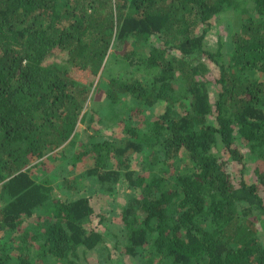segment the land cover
Segmentation results:
<instances>
[{
    "label": "trees",
    "instance_id": "obj_1",
    "mask_svg": "<svg viewBox=\"0 0 264 264\" xmlns=\"http://www.w3.org/2000/svg\"><path fill=\"white\" fill-rule=\"evenodd\" d=\"M237 143L264 163V0H0V264H264ZM119 185L113 231L92 197Z\"/></svg>",
    "mask_w": 264,
    "mask_h": 264
},
{
    "label": "rangeland",
    "instance_id": "obj_2",
    "mask_svg": "<svg viewBox=\"0 0 264 264\" xmlns=\"http://www.w3.org/2000/svg\"><path fill=\"white\" fill-rule=\"evenodd\" d=\"M231 13H227V15L222 17V20L220 22H213V34H222L225 36V38L227 37V35H229L231 33V28L229 27V21L228 18L231 16ZM249 17V16H247ZM210 43V42H209ZM211 44V43H210ZM102 93H100V95H98L96 97V103H98V107H104V102L102 100L103 98ZM155 110V114H160V112H163V108L158 107V108H154ZM183 112V110H179V112ZM96 128L98 129H102V127L100 125H96ZM121 137L122 136V128L120 126H117L115 124L108 125V127H106V129H102L101 135L100 137H98L100 140H104V139H113L115 137ZM237 148L245 155V165L247 166V169L245 171V177L248 181H252L254 180L255 176H254V171L256 169H259L260 172L264 171V163H260L257 161V159L253 156L249 157L250 153L249 150L247 148V146L245 145H241L239 143L236 144ZM77 152H80L79 148H76ZM150 151V150H149ZM223 155H225L224 158L228 157V154L226 151H224L222 149L221 152ZM144 162V157L142 158L141 155H135L132 159V168L134 170H137L138 172H140V174H144V175H148L147 172V166H145L143 164ZM92 161L88 160L84 163H78V165L76 166L75 169H73L74 171H78L77 174H81V172H84L88 167L91 166ZM232 165H229L230 167V171L235 173L236 176H240V169L243 167L242 165H237L235 163H231ZM46 167V166H45ZM72 165L67 163L63 165V174L64 176H67L68 178L71 177L72 175ZM43 169V168H42ZM60 170L55 171V174H59ZM55 180V185H57V188L59 189H55L54 195L56 197H62L64 198V194H62V190L64 191V188L59 185V179H53ZM83 180L82 178L80 179V183H82ZM84 183H86L88 187H86V189L84 190V193L88 196L91 195V184L94 183L93 179H89V181L86 179L84 181ZM61 186V187H58ZM105 193L102 192L99 195H95L94 197H92V203L95 207V216L98 214H104L105 216V220L108 222V225L110 226V228L113 231H117L121 226H122V219H121V215H122V210L123 207L126 204V200H128V198L130 196H138V190H134V189H130L129 187H126L125 185H119L118 187H116V192L111 193L110 195H104ZM264 194V193H263ZM29 222L31 221V219L28 220ZM27 225V221L25 220V226ZM1 236V235H0ZM1 238V237H0ZM12 247H17L18 245L16 243L11 244ZM103 253L102 252H98L97 256L99 258V260L102 258ZM96 256V257H97ZM115 253H114V257H115ZM15 260V259H14ZM124 261L126 262V264H129V258L127 256H125ZM91 264H112L110 262V260H105L102 262H95L94 260H90ZM132 264V262L130 263Z\"/></svg>",
    "mask_w": 264,
    "mask_h": 264
}]
</instances>
